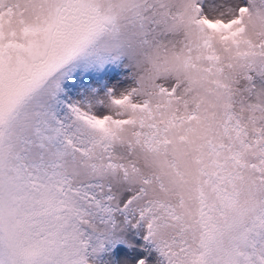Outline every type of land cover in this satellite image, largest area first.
<instances>
[{
  "label": "snow or ice",
  "instance_id": "snow-or-ice-1",
  "mask_svg": "<svg viewBox=\"0 0 264 264\" xmlns=\"http://www.w3.org/2000/svg\"><path fill=\"white\" fill-rule=\"evenodd\" d=\"M0 264H264V0H0Z\"/></svg>",
  "mask_w": 264,
  "mask_h": 264
}]
</instances>
